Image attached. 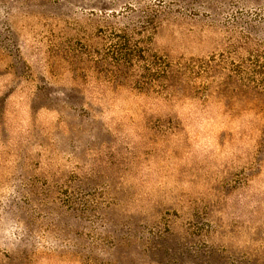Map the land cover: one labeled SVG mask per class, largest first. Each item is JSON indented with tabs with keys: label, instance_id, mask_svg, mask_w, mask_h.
Returning a JSON list of instances; mask_svg holds the SVG:
<instances>
[{
	"label": "rangeland",
	"instance_id": "1",
	"mask_svg": "<svg viewBox=\"0 0 264 264\" xmlns=\"http://www.w3.org/2000/svg\"><path fill=\"white\" fill-rule=\"evenodd\" d=\"M0 264H264V0H0Z\"/></svg>",
	"mask_w": 264,
	"mask_h": 264
}]
</instances>
